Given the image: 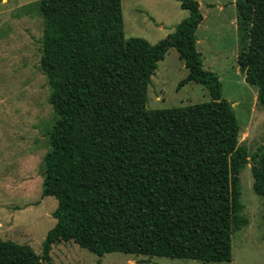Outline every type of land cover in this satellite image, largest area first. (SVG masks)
Returning a JSON list of instances; mask_svg holds the SVG:
<instances>
[{
  "label": "trees",
  "instance_id": "1",
  "mask_svg": "<svg viewBox=\"0 0 264 264\" xmlns=\"http://www.w3.org/2000/svg\"><path fill=\"white\" fill-rule=\"evenodd\" d=\"M173 34L156 44L125 38L122 0H41L40 67L55 116L43 159V196L55 226L38 254L0 241V264H43L62 242L102 257L125 253L202 263L233 260L242 215L241 173L252 165L264 197V150L240 145L241 126L219 75L205 70L196 0ZM245 46L238 65L264 106V0H237ZM175 49L188 70L179 84L202 85L211 101L148 110L158 64Z\"/></svg>",
  "mask_w": 264,
  "mask_h": 264
},
{
  "label": "rangeland",
  "instance_id": "2",
  "mask_svg": "<svg viewBox=\"0 0 264 264\" xmlns=\"http://www.w3.org/2000/svg\"><path fill=\"white\" fill-rule=\"evenodd\" d=\"M39 1L0 0V241L29 245L42 254L43 242L56 224L58 202L43 196V159L50 150L56 114L40 67L44 20L36 6ZM196 1L204 16L197 31L204 69L219 75L223 98L232 104L241 126L240 145L254 155L264 150V106L258 88L246 83L238 65L246 34L240 31L237 0ZM122 7L125 38L151 44L173 34L189 17L179 0H122ZM187 75L178 52L171 49L152 78L147 109L211 101L200 84L179 88ZM252 165L241 173L242 215L248 225L234 236L233 260L217 264H264V197L254 190ZM51 258L43 264H206L125 253L99 257L73 241L55 245Z\"/></svg>",
  "mask_w": 264,
  "mask_h": 264
},
{
  "label": "crops",
  "instance_id": "3",
  "mask_svg": "<svg viewBox=\"0 0 264 264\" xmlns=\"http://www.w3.org/2000/svg\"><path fill=\"white\" fill-rule=\"evenodd\" d=\"M1 226V225H0ZM2 227H3V225H2Z\"/></svg>",
  "mask_w": 264,
  "mask_h": 264
}]
</instances>
